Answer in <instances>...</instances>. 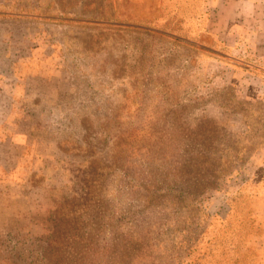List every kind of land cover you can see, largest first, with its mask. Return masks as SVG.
<instances>
[{
	"label": "rangeland",
	"instance_id": "obj_1",
	"mask_svg": "<svg viewBox=\"0 0 264 264\" xmlns=\"http://www.w3.org/2000/svg\"><path fill=\"white\" fill-rule=\"evenodd\" d=\"M204 6L0 0V264H264V102Z\"/></svg>",
	"mask_w": 264,
	"mask_h": 264
},
{
	"label": "crops",
	"instance_id": "obj_2",
	"mask_svg": "<svg viewBox=\"0 0 264 264\" xmlns=\"http://www.w3.org/2000/svg\"><path fill=\"white\" fill-rule=\"evenodd\" d=\"M204 6L206 34L213 37L206 63L221 67L213 76L231 84L239 98L264 102V0H200ZM0 89V95H9ZM3 134V133H1ZM6 136V137H5ZM12 140L13 132L0 142ZM264 185V150L261 160ZM264 190V188H263Z\"/></svg>",
	"mask_w": 264,
	"mask_h": 264
}]
</instances>
